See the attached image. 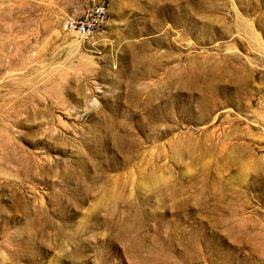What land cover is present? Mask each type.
I'll list each match as a JSON object with an SVG mask.
<instances>
[{"label":"rangeland","instance_id":"obj_1","mask_svg":"<svg viewBox=\"0 0 264 264\" xmlns=\"http://www.w3.org/2000/svg\"><path fill=\"white\" fill-rule=\"evenodd\" d=\"M0 264H264V0H0Z\"/></svg>","mask_w":264,"mask_h":264},{"label":"built area","instance_id":"obj_2","mask_svg":"<svg viewBox=\"0 0 264 264\" xmlns=\"http://www.w3.org/2000/svg\"><path fill=\"white\" fill-rule=\"evenodd\" d=\"M106 9L103 5H95L85 13L64 16L61 28L65 32L77 34L86 39L90 37L106 19Z\"/></svg>","mask_w":264,"mask_h":264}]
</instances>
